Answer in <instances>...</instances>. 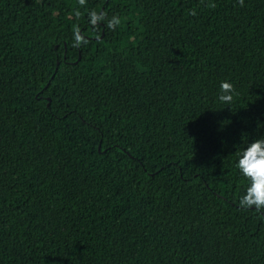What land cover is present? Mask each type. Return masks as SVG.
<instances>
[{
  "label": "trees",
  "instance_id": "1",
  "mask_svg": "<svg viewBox=\"0 0 264 264\" xmlns=\"http://www.w3.org/2000/svg\"><path fill=\"white\" fill-rule=\"evenodd\" d=\"M260 135L264 0H0V264H264Z\"/></svg>",
  "mask_w": 264,
  "mask_h": 264
},
{
  "label": "clouds",
  "instance_id": "2",
  "mask_svg": "<svg viewBox=\"0 0 264 264\" xmlns=\"http://www.w3.org/2000/svg\"><path fill=\"white\" fill-rule=\"evenodd\" d=\"M118 21H110L111 27ZM80 39L79 35L75 37ZM234 95V87L228 81L220 83L217 95L219 102H230ZM238 173L248 180L244 194L239 197V206L244 209H253L257 212L264 211V135L248 141L240 151L236 161Z\"/></svg>",
  "mask_w": 264,
  "mask_h": 264
},
{
  "label": "water",
  "instance_id": "3",
  "mask_svg": "<svg viewBox=\"0 0 264 264\" xmlns=\"http://www.w3.org/2000/svg\"><path fill=\"white\" fill-rule=\"evenodd\" d=\"M100 149H101V146H100Z\"/></svg>",
  "mask_w": 264,
  "mask_h": 264
}]
</instances>
